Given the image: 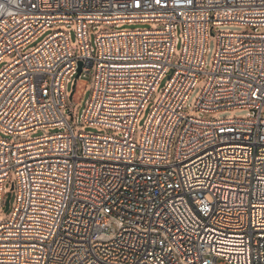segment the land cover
Returning <instances> with one entry per match:
<instances>
[{
	"label": "built area",
	"instance_id": "2783aa9c",
	"mask_svg": "<svg viewBox=\"0 0 264 264\" xmlns=\"http://www.w3.org/2000/svg\"><path fill=\"white\" fill-rule=\"evenodd\" d=\"M136 22L155 26L114 28ZM61 24L75 25L77 45L57 30L21 53ZM100 24L93 48L88 32ZM222 24L246 30L214 34ZM258 28L264 0H0V60L15 56L0 71V130L13 137L0 138V208L5 183L15 188L0 221V264H264ZM79 61L92 76L81 120L106 133L71 124L85 85L75 81L68 95L67 82ZM165 76L136 140L137 119ZM202 77L194 110L204 115L190 116L186 101ZM237 108L251 113L208 117ZM35 129L45 134L28 138Z\"/></svg>",
	"mask_w": 264,
	"mask_h": 264
},
{
	"label": "rangeland",
	"instance_id": "374dc122",
	"mask_svg": "<svg viewBox=\"0 0 264 264\" xmlns=\"http://www.w3.org/2000/svg\"><path fill=\"white\" fill-rule=\"evenodd\" d=\"M155 25L153 23L149 22H136V23H120L116 27L118 30H130V29H143V28H153ZM103 29V25H93L90 26L89 32H88V39L92 47L94 48L95 45V34ZM57 30H64L68 36L70 44L77 45V37H76V29L74 24H61V25H53L46 30H44L42 33H40L35 39L31 40L27 44L23 46L21 49V53H27L30 50L34 49L39 43H41L49 34L53 33ZM246 27L236 24H222L215 26L213 29V33L216 32H242L245 31ZM258 31L262 32L264 31V28H258ZM176 36V43H175V55L176 57L180 54V48H181V42H182V36H181V29L180 27L176 28L175 31ZM216 49V37L213 34L209 35L208 42H207V50L205 54V61H204V68L205 71L209 72L211 70V66L213 63L214 58V52ZM15 56H5L0 60V71L5 67L8 63H10ZM74 81H78L82 85H85V87L80 89V99L77 104L73 106V112H72V120L71 124L75 127V133L78 132H89V133H106L109 131V129L101 126H93L84 124L81 120V115L84 111V108L86 106V103L90 97L91 89H92V76L91 73H81L77 78H75V74L71 77H69L67 82V94L70 95L73 88ZM206 82V77H202L194 86L192 91L190 92L186 105L185 110L187 111V114L194 117H202L204 113L200 111L194 110V104L196 99L198 98L199 94L201 93L204 85ZM167 83V76H165L161 81L157 84L154 93L152 95V98L145 104L141 114L139 115L136 123V140L139 139L142 129L145 125V122L148 118V115L150 113V110L157 102L158 98L160 97V94L162 93L165 85ZM251 111L249 109L244 108H237L232 110H221L214 113H211L208 115L211 119H223V118H233V117H244L250 114ZM66 116L69 117L70 115L66 112ZM263 116H264V105H263ZM64 128L61 127H48L45 128V131H47L50 134L57 133L63 131ZM45 132L42 129H35L28 133V138H35L44 135ZM113 134L115 136H118L119 134L114 131ZM0 138L7 139V140H13L12 135L7 134L0 130ZM4 191L5 193H10V199H9V208L5 211L4 206L0 208V221H2L7 214L10 212L14 200H15V188L12 185V180L8 181L4 185Z\"/></svg>",
	"mask_w": 264,
	"mask_h": 264
},
{
	"label": "water",
	"instance_id": "95a60500",
	"mask_svg": "<svg viewBox=\"0 0 264 264\" xmlns=\"http://www.w3.org/2000/svg\"><path fill=\"white\" fill-rule=\"evenodd\" d=\"M81 65H82V63L79 61L78 62L77 72L75 74V78H77L79 76V74L81 73ZM74 83H75V81H74ZM72 88H74V84H73ZM9 199H10V193L8 192L6 194L5 205H4V210L5 211L9 208Z\"/></svg>",
	"mask_w": 264,
	"mask_h": 264
}]
</instances>
